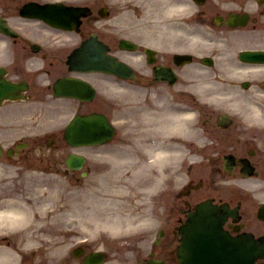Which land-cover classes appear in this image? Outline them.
I'll return each instance as SVG.
<instances>
[{
    "label": "rangeland",
    "instance_id": "rangeland-1",
    "mask_svg": "<svg viewBox=\"0 0 264 264\" xmlns=\"http://www.w3.org/2000/svg\"><path fill=\"white\" fill-rule=\"evenodd\" d=\"M243 44H247L248 43V37H245V40H243L242 42ZM132 82H127L125 81L124 84H128V87L132 88L129 84ZM164 90V89H162ZM124 96L123 99L125 101V107L122 111V115L123 118L131 120L133 118V104H135V91L134 90H124L123 91ZM46 114L45 117L49 118L50 117V113H44ZM119 113L116 112V116H118ZM120 118V117H118ZM48 122L43 121L42 127L48 125ZM120 128V136L116 137L114 139V141H112L108 146L105 147V149L108 148H117L119 146H122L123 142L127 143L129 139H131L128 136V133L131 131V126H129V124H125V122H121L119 123ZM62 130V129H61ZM125 132V133H123ZM193 148H195V146L191 145ZM131 147H133L131 145ZM57 150L53 151V155H59L62 157L61 159V166H62V171L63 169L65 170V166H64V161L63 158L65 156L66 153H68V151H70L69 147L67 146L66 142H64L63 140L59 143V145L56 146ZM127 148V147H126ZM188 151L190 150V147L188 146ZM137 147L136 149H133L130 153L137 152ZM59 151V152H57ZM87 151V150H86ZM112 151V150H111ZM114 152V150L112 151ZM129 154V153H128ZM127 154V155H128ZM35 156H37V153H34V155H32V159L29 160L28 162H33L35 164L34 160ZM41 159L40 161L43 160V156L44 154L42 153L41 155ZM40 157V156H39ZM132 156H123L122 157V166L120 168V177L123 180L125 178H127L128 182L125 183L123 181V183H121L119 186L115 185V187H122V189H126L125 191H121L119 192L121 197H118L120 199V201L118 202H123L126 205V208L124 209H119L118 205H117V201L116 198H114L111 195H103L101 192L99 191H95L96 195L94 196L91 191H88L89 194H87V189L89 188L88 186L85 187L86 182L89 183V181L83 182V183H79L76 179L71 181L70 178H68L66 176V174L64 172H59V174H54L51 173V170L49 168H46L45 166H41L37 169H32V167L30 165L27 166V171L26 174L24 172L21 182H24V177L26 178L27 182H24L25 184L27 183V191L28 194L31 195H39L40 199H36L35 202H38L40 205L43 203L44 199H53V195L57 196V199L59 201H57V203L53 204H44V208H41L39 206L40 209H55L54 212H58L60 206L63 203H66L68 201L67 196L69 193H74L77 194L81 197V199L79 198L78 200L80 201H75L73 202V206L70 207V214L72 217V223H70L68 225V227L71 228H75V233L71 234V235H64V234H58L60 237L59 239L56 240V245L57 246H65L68 244V242H72L71 245L76 246L78 244V239H85V238H89V241L87 242V244L89 245V247L91 248H96V247H103L102 244V238H100L99 236L96 238L95 235H97V231L96 229H100L99 227H101L100 225L104 224V223H100L99 221L100 219H107V220H111L112 217L119 219L120 221H122L121 223H125L127 220L125 219V217H127L129 215L130 218L134 217V216H138L141 220L144 221H148V219L145 218V212L147 211L150 217V220L154 219V222H157L159 224V221L157 219V216L154 214V208L157 207L159 208V206L161 204H163L162 201H158L160 199V197H158V195L160 196V194L162 193V191L164 190V187H162L161 189L157 190V188H155L156 186H158L157 181H159L157 179V177H160V180H162L164 178V172L165 169H157L155 170L153 169H149L147 168L146 170H141V167H137L138 163L140 164L139 160L132 158ZM199 159V158H198ZM141 161H145L144 159H141ZM92 164H96L95 167L96 169H98L99 165H100V161L98 160H91L90 161ZM159 166H161V164H159ZM34 170H36L34 172ZM164 170V172H163ZM184 169H182L183 172ZM207 170V167H201V165H196V167H194V169L191 170V172L189 173L188 170L186 171V173L190 176H194V177H198V176H202L203 173H205V171ZM173 171V170H171ZM123 173V175L121 174ZM150 173V175H149ZM35 174L38 176L36 178V180L33 178ZM173 174V172H172ZM175 174V173H174ZM206 174V173H205ZM28 175V177L26 176ZM32 175V176H31ZM96 176V173H95ZM185 177V175L182 173V178ZM174 178L176 179L177 177H172V179L174 180ZM181 179H177L176 184L180 185L181 184ZM30 180H33L34 182H31ZM41 180V181H40ZM72 180V179H71ZM243 180V179H242ZM37 181H40V186H37ZM184 180H182L183 182ZM162 183V182H160ZM234 183L236 184V186H238L240 183L237 180H234ZM214 188V184H211ZM221 185V189L225 188V185H223L222 181L220 182ZM36 186L37 189L39 191H42L39 193V191H36ZM235 186V185H233ZM242 186H245L244 184ZM153 189L148 191L149 188ZM237 188V187H236ZM90 190V189H89ZM91 190H94V188L92 187ZM157 190V191H156ZM237 191L233 193L232 189H229V192L233 193L234 195V199H238V198H242L244 195L248 196L249 198V202L251 203L253 200H255V198L253 196H251L249 194V192L245 191V190H240L239 188L236 189ZM156 191V192H155ZM217 191V190H216ZM150 192V193H148ZM204 192V191H203ZM201 192V193H203ZM230 193V195H232ZM222 194V192H221ZM242 194V195H241ZM118 195V194H117ZM200 195V193H199ZM89 197H91V199H89ZM229 198H232V196H228ZM84 198V199H82ZM151 199H153L154 202L151 201ZM163 199V198H162ZM60 200H63L60 202ZM83 200V202L85 203H90V201L92 202V204L95 205H101V207L97 210V214H91V213H87L86 212V208L87 207H83L80 205V202ZM152 202V203H151ZM152 204V205H151ZM91 205V204H88ZM129 205V207L127 206ZM99 207V206H98ZM88 210H90V208H88ZM157 210V209H156ZM49 215V213L47 214ZM33 221H35V223H37L36 228L40 227V224H42L41 220L42 218L47 219L44 215L42 217L37 216L36 218L31 214ZM91 217H93L91 219ZM103 217V218H100ZM155 217V218H154ZM122 218V219H121ZM159 218V217H158ZM160 219V218H159ZM118 221V220H117ZM128 222V221H127ZM61 227H65V225L63 224ZM87 228V230H85ZM84 229V230H82ZM93 230V231H92ZM148 234V233H147ZM68 237V238H67ZM117 242V241H116ZM125 244H120L119 246H122L121 249L117 250L120 252H112L110 254V258L114 261V263L120 262L122 264V262H130L132 261V258L135 259H141L140 257L143 256L142 253V249L139 246L138 247H134V245H128V248H125ZM61 249V251L64 249ZM135 248L134 251H132L131 249ZM56 253L61 254L62 252H58L56 251ZM134 253H137V256H134ZM50 257V256H49ZM138 259V260H139ZM122 261V262H121ZM29 264V262L27 263Z\"/></svg>",
    "mask_w": 264,
    "mask_h": 264
},
{
    "label": "flooded vegetation",
    "instance_id": "flooded-vegetation-1",
    "mask_svg": "<svg viewBox=\"0 0 264 264\" xmlns=\"http://www.w3.org/2000/svg\"><path fill=\"white\" fill-rule=\"evenodd\" d=\"M245 10L247 9L239 7L235 8V11L238 13H245ZM255 15L257 14L254 12L253 16ZM160 58L162 60L158 59V62H163L166 65H170L169 63L173 62V57L172 60L168 59L166 53ZM228 111L233 117V123L225 128L228 130L227 133L229 137L228 151L226 154L232 155L236 160L237 164L235 165V169L241 174L244 170V161H246L248 170L252 172L257 171L256 176L264 178V147L262 148L264 142L263 119L260 121H251L253 123L256 121V127H250L248 123H244L246 121L245 116L239 114V111H233L231 108H228ZM243 219L244 217H242L241 221H243ZM242 226L246 227V222H244Z\"/></svg>",
    "mask_w": 264,
    "mask_h": 264
},
{
    "label": "bare ground",
    "instance_id": "bare-ground-1",
    "mask_svg": "<svg viewBox=\"0 0 264 264\" xmlns=\"http://www.w3.org/2000/svg\"><path fill=\"white\" fill-rule=\"evenodd\" d=\"M251 66V65H250ZM252 68H258V67H261V66H259V65H256V66H251ZM263 68H264V65H263ZM232 88V87H231ZM228 91H230L229 93H230V95H232L233 94V92H234V90L233 89H229ZM236 95V94H235ZM237 97H238V95H237ZM177 115H183V114H177ZM189 114L187 113L186 114V116H188ZM179 154L178 153H176L173 149H171V150H168V148H166V147H164V149L163 150H161V151H159L158 153H155L153 156H154V158L155 159H159V158H164V159H167V160H172V159H176V157L178 156ZM144 167V166H143ZM142 168V167H141ZM158 179V178H157ZM150 189V188H149ZM148 189V190H149ZM151 190V189H150ZM81 199V197L79 196V195H77V194H74V193H72V194H69V196L67 197V199H68V201L64 204V208H66V211L65 212H60L59 210H58V212H57V217H55V219H57V218H65V216H67L68 214H67V212H68V209H69V207L72 205V202H74V201H76V200H78V199ZM74 200V201H73ZM118 200V199H117ZM116 200V201H117ZM61 201H63V200H61ZM122 203H120V205L118 206V208L119 209H124L125 207H126V205H123ZM19 206V209H11V211H10V213H8V215L9 216H15L16 218H14L13 220H10V222H13V224H15L16 222L17 223H24V221H26V220H30V211L27 209V208H29L28 206H26V205H23V206H20V205H18ZM20 208H22V209H20ZM62 208V207H61ZM2 213V211H0V214ZM53 214H54V211H53ZM127 220H129V223H127L126 225H121V224H119L118 226H124V227H131V224H132V219L130 220V219H127ZM54 221H56V220H54ZM119 222H121V221H119ZM113 223V222H112ZM134 223V222H133ZM140 223V222H139ZM141 223H143V221H141ZM117 224H118V221H117V223L116 222H114L113 223V225H115V226H117ZM140 226H141V224H139ZM119 228H121V227H119ZM248 248L250 249V248H252L251 246H249L248 245ZM7 252V251H6ZM246 253H248V250L246 251ZM237 256H238V254H236ZM7 256H10V254L8 253L7 254ZM14 255H13V257H12V259L11 260H7L8 262H11V261H13L14 260ZM8 262H6V263H8Z\"/></svg>",
    "mask_w": 264,
    "mask_h": 264
}]
</instances>
